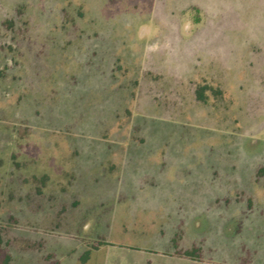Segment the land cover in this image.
Masks as SVG:
<instances>
[{
  "label": "rangeland",
  "instance_id": "374dc122",
  "mask_svg": "<svg viewBox=\"0 0 264 264\" xmlns=\"http://www.w3.org/2000/svg\"><path fill=\"white\" fill-rule=\"evenodd\" d=\"M167 1L0 0L15 264H264V0Z\"/></svg>",
  "mask_w": 264,
  "mask_h": 264
},
{
  "label": "trees",
  "instance_id": "16d2710c",
  "mask_svg": "<svg viewBox=\"0 0 264 264\" xmlns=\"http://www.w3.org/2000/svg\"><path fill=\"white\" fill-rule=\"evenodd\" d=\"M201 93H202L201 89L197 90V92H196L197 98L199 99V101L204 102V99H203ZM6 246H7V241L2 239V237L0 236V252L2 254V257L0 256V264H15V262L22 263L16 259V257L14 256V253L11 249L9 251V248H8L4 251V247H6ZM176 255H179L180 257L188 258L190 260H194V258L196 257V254H194V252H189L188 250H185L182 252H180L178 250L176 252ZM49 258L46 257V259H49Z\"/></svg>",
  "mask_w": 264,
  "mask_h": 264
},
{
  "label": "crops",
  "instance_id": "0c3cea01",
  "mask_svg": "<svg viewBox=\"0 0 264 264\" xmlns=\"http://www.w3.org/2000/svg\"><path fill=\"white\" fill-rule=\"evenodd\" d=\"M166 1V0H165ZM173 1H176V2H178V3H173ZM189 1V0H188ZM182 2V0H168L167 1V3H168V5L169 6H171V7H177V8H179L180 10H181V12L182 11H186V10H189V8H192V7H194L192 4H189V3H181ZM172 5H174V6H172ZM165 7L167 8V5L165 4Z\"/></svg>",
  "mask_w": 264,
  "mask_h": 264
}]
</instances>
